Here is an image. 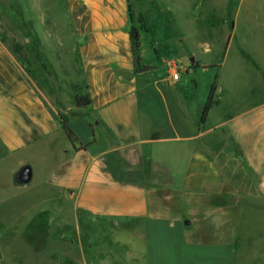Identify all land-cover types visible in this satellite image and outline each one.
I'll return each instance as SVG.
<instances>
[{
	"label": "crops",
	"instance_id": "obj_1",
	"mask_svg": "<svg viewBox=\"0 0 264 264\" xmlns=\"http://www.w3.org/2000/svg\"><path fill=\"white\" fill-rule=\"evenodd\" d=\"M44 1L54 9L60 0H8L7 13L0 0V17L27 35L16 40L0 19V171L22 157L37 164L42 187L88 220L159 227L188 247L233 248L246 203L264 202V79L241 94L223 89L218 76L200 126L213 68L223 64L190 63L209 68L202 88L172 81L164 62L156 68L142 60L152 70L136 74L129 9L147 22L130 0H65L66 37ZM77 96L90 104L78 108ZM80 121L92 132L86 140L73 128ZM62 122L78 141L73 146ZM174 150L183 162L177 183L170 163L153 161Z\"/></svg>",
	"mask_w": 264,
	"mask_h": 264
},
{
	"label": "rangeland",
	"instance_id": "obj_2",
	"mask_svg": "<svg viewBox=\"0 0 264 264\" xmlns=\"http://www.w3.org/2000/svg\"><path fill=\"white\" fill-rule=\"evenodd\" d=\"M1 1L7 13L8 0ZM53 4L43 2L57 12V24L61 21L66 37L71 27L66 1L60 0L54 9ZM130 6L145 15L148 25L142 37L145 65L176 64L182 69L180 84L193 88L196 82L202 88L209 68L192 70L191 60L223 64L222 71L213 68L226 81L223 89L241 94L257 90L258 81L264 79V0H130ZM22 16L15 20L23 22ZM0 19L1 28L14 32L16 40L27 38L6 18ZM79 74L81 81V70ZM73 128L80 140L92 136L86 123L75 122ZM67 143L72 145L66 137ZM177 152H157L152 159L157 165L170 163L176 183L183 168ZM27 164L34 168L33 180L17 186L14 173ZM42 180L37 164L22 157L5 163L0 171V264H264L262 201L246 203L233 248L205 249L185 246L177 232L159 227L88 220L57 201L55 191L41 186Z\"/></svg>",
	"mask_w": 264,
	"mask_h": 264
},
{
	"label": "trees",
	"instance_id": "obj_3",
	"mask_svg": "<svg viewBox=\"0 0 264 264\" xmlns=\"http://www.w3.org/2000/svg\"><path fill=\"white\" fill-rule=\"evenodd\" d=\"M128 17L130 21V27L128 29V35H129V41H130V52L132 55L133 65H134V72L136 74L144 73L147 71L152 70L150 67H146L141 64L142 62V56H141V34L147 33L148 28L144 21V17L142 15H139L136 17L135 13L129 9L128 11ZM136 22V24H135ZM217 80L218 75L214 77L213 83L210 87L206 103L204 105V108L202 110L199 125L201 126L204 124L206 117L208 115V112L210 110V107L212 105L214 94L217 89ZM75 104L78 108L86 107L90 104V99L88 96L80 97L77 96L75 99ZM62 129L67 137V139L71 142L72 145H74L77 141L74 133L69 129V127L66 125L65 122H62ZM84 149L85 147H80Z\"/></svg>",
	"mask_w": 264,
	"mask_h": 264
},
{
	"label": "water",
	"instance_id": "obj_4",
	"mask_svg": "<svg viewBox=\"0 0 264 264\" xmlns=\"http://www.w3.org/2000/svg\"><path fill=\"white\" fill-rule=\"evenodd\" d=\"M193 62V60H191ZM14 181L17 185L25 186L32 181V169L29 165L21 167L14 176Z\"/></svg>",
	"mask_w": 264,
	"mask_h": 264
},
{
	"label": "built area",
	"instance_id": "obj_5",
	"mask_svg": "<svg viewBox=\"0 0 264 264\" xmlns=\"http://www.w3.org/2000/svg\"><path fill=\"white\" fill-rule=\"evenodd\" d=\"M182 69L176 65H167V68L165 70V74L174 82L178 81V74L180 73ZM157 75H160V72H156Z\"/></svg>",
	"mask_w": 264,
	"mask_h": 264
}]
</instances>
